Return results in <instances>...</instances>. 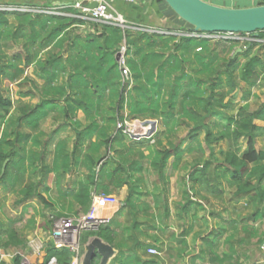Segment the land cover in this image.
<instances>
[{"label":"trees","instance_id":"16d2710c","mask_svg":"<svg viewBox=\"0 0 264 264\" xmlns=\"http://www.w3.org/2000/svg\"><path fill=\"white\" fill-rule=\"evenodd\" d=\"M64 14L0 11V185L12 189L18 197L16 203L36 197L45 204L42 193L49 190L44 182L50 175L60 180L74 166L83 167L86 180L80 181L72 194V202L80 208L81 214L72 216L89 211L93 194L109 196L127 187L124 206L130 224L120 223L122 211H118L117 218H112L96 232L82 233L79 237L80 264L84 246L94 238L111 247L134 243L141 250L153 246L161 251L157 237L151 238L147 246L139 240L142 223L138 216L142 212L137 211L135 201L140 200L139 185L143 180L138 176L148 171L166 180L169 160L173 159V170L181 161L180 142L192 143L202 133L204 138L200 146L209 156L197 159L188 169L183 180L186 189L185 202L180 204L182 210L193 206V195L200 191L216 199L223 197L222 188L226 183L233 199L246 198L254 206L251 214L254 222L264 217V127L255 124V121L264 122V104L252 110L246 103L236 115H229L227 110L233 106L231 100L226 101L239 89L240 82L244 83V94L248 95L250 89L260 83L264 59L258 54L249 57L255 44L236 53L238 42L226 41L229 46H222L217 54L208 39L191 36L204 33L195 32L188 25L182 29L188 35L150 34L78 18L80 13L73 8L65 9ZM9 17L14 23L10 24ZM82 26H88L90 32H79ZM253 35L256 40L264 41V31ZM123 42L128 48L127 65L134 80L126 96L121 89L116 60L118 47ZM219 43L214 46L219 47ZM258 45L259 50L264 49L263 42ZM9 47L21 49L23 56L19 52L8 56L3 50ZM226 51H231L232 55L227 57ZM27 67L32 68L35 79L23 78ZM22 79L30 82L34 91L21 93L20 99L37 98L38 102L35 105L19 102V116L13 120L9 118L13 103L3 96L6 88L3 85L18 84ZM53 111L60 116L56 118L57 129L43 143L40 122ZM79 113L84 121L78 118ZM128 120L157 121L164 128L153 145L145 146L147 154L140 149L145 139L135 140L125 133ZM22 125L29 132L22 131ZM69 130L74 134L72 152L67 151L66 139H60L54 149L53 164L48 166L44 161L48 143ZM185 131L186 138L178 139L177 134ZM160 135L167 139L165 146L158 139ZM260 139L262 148L258 149ZM224 142L228 144L227 150L217 154L215 147ZM103 149L104 154H101ZM35 172L41 178L32 181L29 176ZM148 222L150 225L146 229H158L156 222L145 220V224ZM236 225L231 230L236 231L238 240H232L235 235L226 239L231 243V251L237 253L234 244L243 246L251 240L263 243L264 238L257 229L244 225L238 230ZM5 233L6 247L25 246V240L16 238L13 228H7ZM212 235L202 239L211 250L214 239L219 237ZM209 238H213L212 241ZM172 241L186 246L184 240L173 235ZM184 254L186 251L181 250L178 258ZM74 256L67 247L50 245L42 264H47L51 258H55L56 264H71ZM228 260V256L209 258V262L220 264ZM19 261L20 257H16L13 262L19 264ZM98 263L97 257L93 264Z\"/></svg>","mask_w":264,"mask_h":264},{"label":"rangeland","instance_id":"374dc122","mask_svg":"<svg viewBox=\"0 0 264 264\" xmlns=\"http://www.w3.org/2000/svg\"><path fill=\"white\" fill-rule=\"evenodd\" d=\"M9 20L11 24L14 23L13 18L9 17ZM82 30H84L83 27L79 29V32H82ZM176 32L180 35L185 34L182 29ZM174 34L175 33H172V35ZM193 36L208 39L211 42V47L217 51V54H220L221 51L219 50H221L222 46H229L226 45V41H237L236 51L238 49L241 50V48L247 50L252 44H255L249 53V57L258 54L264 59V49H258V44L264 43V41L256 40L253 34L204 33L193 34ZM218 42H220L219 47L216 45L214 46V44ZM8 45L10 46L11 43H8ZM3 51L8 56H12L19 52L17 48L10 49V47ZM226 55L227 57L231 56L232 52L230 51L228 53L226 51ZM42 58L44 57L42 56ZM24 77H29L31 79L36 78L31 67L25 69L23 78ZM60 82L62 83L63 79ZM37 83L39 85L43 84L40 81H37ZM263 84L264 73L260 76V83L250 89V95H248L247 93L244 94V83L240 82L239 89L226 98V101L231 100L233 106L227 110L228 114L236 115L240 107L246 103L250 105L252 110L264 104ZM3 87H6L3 90V96L9 98L13 103L10 119L15 120L19 116L18 107L21 105L19 102L30 103L32 105L38 102L37 98L31 100L28 98L20 99L21 93L34 91L30 82H25V80L23 81L22 79L18 84L5 83ZM58 117L60 116L57 111H53L40 122V130L42 132V137L40 138L41 142L44 143L47 140V136L57 129L58 123L56 118ZM78 118L84 121V117L81 113H79ZM145 122L141 120L126 121L125 133L130 134L135 140L145 139L146 141L143 142L140 149L147 154L145 146L153 145L157 134L162 132L164 128L156 121L155 127L148 132L147 129L149 127ZM22 131L29 132V129L26 128L25 125H22ZM73 135V132L69 130L68 133H61L50 140L47 145V150L44 153V161L48 166H52L53 164L54 149L60 139H66L67 151L69 153L72 152ZM177 136L178 139H183L186 136V131L180 132ZM137 137H139V139H136ZM149 138L151 139L148 143L147 140ZM203 138L204 135L201 133L192 143H189L188 140L180 142V150L182 151L181 161L178 164V168L173 170L171 168L173 159L169 160L165 170L166 180L162 181L158 179L154 172L148 171H144L138 176L143 180L139 185L140 200L135 201L137 211L140 210L142 212V214L138 216L139 222L142 223V230L140 231L143 233V236L140 238L146 240L144 246L150 244L151 238L157 237L160 239V244L158 246H161L162 250L160 251L156 248L158 252L157 256L164 257V255L171 252L174 258L177 259L178 264H220L218 262H209V258L213 255L220 259L228 256L230 260L225 261L223 264H264V247H262V244H257L256 240H251L243 246L234 244L237 253L231 251V243L226 242V239L231 235H235V238L232 239L234 241L238 238L236 231L231 230L236 223V228L238 230L244 225L253 227L262 235L261 238H264V230L260 220L254 222L251 218V214L254 212V206L246 198L233 199L232 191L230 188L226 187V183H224L225 188H222L224 190L223 197L216 199L210 196V194L200 191L199 194L193 195L195 201L192 207L184 210L180 207V204L185 202L183 194L186 187L183 180L188 169L197 159H205L209 156L207 150H202L201 148ZM158 139L162 142L163 146L167 144V139H165L164 136L160 135ZM172 141L175 142L173 139ZM257 142V148L261 149L262 140L260 139ZM241 145L244 147L245 142H241ZM227 148L228 144L224 142L216 146L215 151L219 154L220 150L226 151ZM100 152L104 154V149L100 150ZM112 155L113 153L110 154V156ZM86 175L85 169L79 166L71 168L60 180L55 179V175H50L46 182H44V186L49 187V190L48 192L42 193L45 204L36 197L21 204H17L16 200L18 197L13 194L12 189L9 186L5 187L4 185H0V264H14L13 261L16 257H20L19 264L43 263L48 247L50 245L55 246L52 235L55 229L54 227H56L65 216L81 214L80 208L72 202V194L76 191L78 183L86 180ZM29 178L32 181H37L41 178V175L35 172L31 174ZM127 194V187H123L111 195L115 204L112 211H122L120 223H122L123 226H128L130 224V216L127 214V208L124 206ZM118 215L119 213H116L112 218L115 219ZM151 219L153 222L157 223V230L146 229L150 223L148 222L145 224V220L152 221ZM7 228H13L16 230V238L25 240L24 247L5 246V242L7 241L5 232ZM181 234L185 236L182 237ZM210 234L219 236L218 239H214L212 250L202 240L203 237H207ZM172 235L178 240H184L186 246L173 243ZM213 235L211 237H214ZM212 239L213 238H209V241H212ZM171 242L176 245V248L174 247L169 250L167 246L172 244ZM181 250L186 251L182 260L178 258V254L180 255Z\"/></svg>","mask_w":264,"mask_h":264},{"label":"built area","instance_id":"2783aa9c","mask_svg":"<svg viewBox=\"0 0 264 264\" xmlns=\"http://www.w3.org/2000/svg\"><path fill=\"white\" fill-rule=\"evenodd\" d=\"M112 0H90L88 5L76 2L72 8L79 11L80 15L76 16L81 19L92 22H99L120 27L123 30L131 29L133 31L139 30L150 34H165L157 30L147 28H129L127 23L118 14L111 5ZM127 4H134L137 0H120ZM16 12V13H31V14H45V15H62L63 13L57 9L38 8L30 6H8L0 4V11ZM167 34V33H166ZM184 35V34H183ZM188 35V34H185ZM193 36V34H190ZM117 63L120 70V82L123 94L126 96L134 86L132 73L127 65L129 58L128 48L125 42L121 43L116 53ZM147 131L153 129L149 124ZM155 127V126H154ZM113 197L111 195H92V203L89 211L86 214L77 217L62 218L60 222L54 227L53 240L55 247H67L74 254L71 264H80L79 256L82 247L79 245V237L84 232H96L99 228L107 225L112 218L103 215V211L114 207ZM116 212V211H115ZM118 212V211H117ZM116 212V213H117ZM149 255L157 256L158 252L155 248L147 250ZM47 264H56L55 258H51Z\"/></svg>","mask_w":264,"mask_h":264},{"label":"crops","instance_id":"0c3cea01","mask_svg":"<svg viewBox=\"0 0 264 264\" xmlns=\"http://www.w3.org/2000/svg\"><path fill=\"white\" fill-rule=\"evenodd\" d=\"M213 5L226 7V8H248L253 6H258L264 0H203ZM78 0H0V4L12 3L17 6H30L32 4L38 8H50L57 9L64 14V10L72 8L74 3ZM111 5L113 9L122 16V18L127 23L129 28H147L152 30H157L169 35L175 33V35H180L177 30L184 29L186 24L183 23L162 0H137L134 4H127L120 0H112ZM73 16V15H68ZM11 24V22H10ZM84 30L82 32H90L88 26H82ZM186 29V28H185ZM167 33V34H166ZM183 35V34H181ZM21 44V43H20ZM19 52L23 54V51L19 49ZM44 57V55H42ZM255 124L259 127H264L263 121H255ZM113 208L103 211V215L112 218L116 214V210L112 211ZM116 211V212H115ZM73 217V216H68ZM66 217V218H68ZM261 226L264 230V217L260 219ZM142 230V227H140ZM120 232V230H118ZM141 232V231H140ZM139 233V232H138ZM139 236V240L142 244H146V240L140 238L143 233ZM172 243V242H171ZM174 243V242H173ZM169 244L167 249L176 248L175 244ZM264 243V241H263ZM262 243V247H264ZM116 252L115 255L110 260L109 264H178L177 259L174 258L173 254L163 256H152L149 255L148 249H139L134 243H128L118 247H112ZM158 250V249H157ZM181 260L183 259L180 258Z\"/></svg>","mask_w":264,"mask_h":264},{"label":"water","instance_id":"95a60500","mask_svg":"<svg viewBox=\"0 0 264 264\" xmlns=\"http://www.w3.org/2000/svg\"><path fill=\"white\" fill-rule=\"evenodd\" d=\"M90 0H78L88 5ZM169 9L195 32L207 34H255L264 31V5L248 8H226L210 4L203 0H162ZM241 50L238 49L236 53ZM117 60V56H116ZM154 127L156 121H146ZM136 139H139L137 137ZM8 161L2 167V175ZM264 245V243H263ZM113 248L104 241L94 238L84 246L81 264H93L99 258L98 264H109L115 255Z\"/></svg>","mask_w":264,"mask_h":264}]
</instances>
